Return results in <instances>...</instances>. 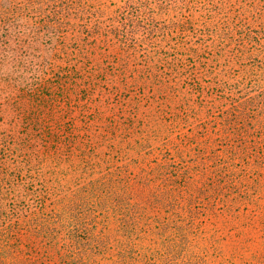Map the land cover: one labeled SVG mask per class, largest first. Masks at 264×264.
Listing matches in <instances>:
<instances>
[{
  "label": "trees",
  "instance_id": "trees-1",
  "mask_svg": "<svg viewBox=\"0 0 264 264\" xmlns=\"http://www.w3.org/2000/svg\"><path fill=\"white\" fill-rule=\"evenodd\" d=\"M233 2L235 9L229 13L224 0H0V242L11 236L20 219L40 222L36 229L46 234L63 230L71 256L86 262L87 255L104 249V240L95 230L97 215L107 211L120 214L116 220H128L127 210L135 209L133 201L147 202L140 190L155 181L158 169L169 187L165 204L171 201L174 183L183 186L181 178L191 175L193 160L188 154L193 150L170 143L166 134L175 138L174 127L192 129L186 122L212 124L210 135L220 141L224 133H245L250 128L243 119L244 111H249L244 106L252 101L248 96L233 100L235 67H231L240 66L245 57L234 48L236 39L242 40L236 36L240 20L260 17L264 0ZM192 15L198 16L192 19ZM187 21L190 27L182 33L181 25ZM108 38L121 49V61H100L92 69L82 62L76 67L69 60L73 55L82 61L88 45ZM57 61L66 64L63 69H71L54 72L52 63ZM103 72L110 73L106 89L124 95L120 109L129 112L123 123L128 137L137 139L132 138L134 147L140 151L147 145L144 153H148L152 139L161 144L151 149L159 157L150 168L155 175L142 172L137 179V175L127 176L126 163L115 167L98 160L94 164L87 159L92 157L90 147L82 140L74 154L67 153L65 148L75 139L68 132L64 136L60 116L70 110L78 111V116L84 113L89 95L106 77L100 76ZM46 76L50 94L40 88ZM55 80L60 83L52 84ZM150 82L156 92H149ZM128 89L139 96L129 95ZM57 97L63 107L55 111V105L51 106L50 117L40 123L38 109L48 107L43 99ZM152 105L158 120L167 124L160 130L145 129L146 122L136 113L139 107L148 111L149 125L154 119ZM250 132H256L255 128ZM62 172L68 187L76 189L67 196ZM136 179L142 188L129 187L128 182ZM48 197L49 207H42ZM149 199L156 200L155 191Z\"/></svg>",
  "mask_w": 264,
  "mask_h": 264
},
{
  "label": "rangeland",
  "instance_id": "rangeland-1",
  "mask_svg": "<svg viewBox=\"0 0 264 264\" xmlns=\"http://www.w3.org/2000/svg\"><path fill=\"white\" fill-rule=\"evenodd\" d=\"M106 1L116 3V0ZM224 2L229 13H232L235 9L233 0L232 7L229 6L230 0ZM108 10L110 8L107 7ZM260 15L249 19L243 16L240 20L236 36H242V40L237 38L234 48L239 52L242 50L245 57L240 66L231 67V70L235 67V80H229L235 83V102L245 96L252 101L244 106L249 111H244L247 116L243 120L250 125L245 133L229 131L222 134L220 141L213 140L210 135L215 127L212 124L193 126L186 122L192 129L174 127L176 141H172L175 138L170 133L166 134L170 143H175L180 148L186 145L193 150L188 154L193 160L189 163L191 175L181 178L183 186L174 183L169 197L171 201L165 204L169 187L164 184L161 176L164 173L158 169L155 181L140 190L144 198L148 199L147 202L137 204L133 201L135 209L127 210L128 220H116L120 214L108 215L111 212L107 211L97 215L100 220L95 221L98 224L95 230L104 240V249L98 255H87L86 262L80 256H71L65 245L63 230L49 235L36 229L40 222L20 219L11 236L0 242V264H264V12L261 11ZM195 16L198 15H192L191 18ZM188 22L181 25L182 33L188 31ZM111 40H98L95 46L92 43L88 45L81 57L82 61L80 58L75 59L73 55H70L69 60L76 67L82 62L92 69L100 61L106 60V64L121 61L123 53L118 46L110 43ZM64 67L66 68L65 63H52L54 72ZM242 68L246 72L241 71ZM70 69H63L62 72ZM109 75L108 72L100 75L106 76L105 79L98 80L103 87H97L96 92L89 95L84 113H79L78 116V111L70 110L60 116L64 136L68 132L75 139L65 149L67 153L71 150L74 154L78 142L82 140L89 145L92 157L87 159L94 164L98 160H105L115 167L126 163L127 176L137 175V179L142 172L145 175H155V171L151 172L150 168L152 161L159 157L151 149L161 144L152 139L148 153H144L147 145L140 151L134 147L133 142L137 139L134 136L128 137L123 123L124 116L129 112L120 109L124 95L119 94V91L115 93L114 89H106L110 88V84H107ZM49 78L46 76L40 83V88H44V93L49 92L48 94L51 92ZM53 83L60 82L55 80ZM56 87H53L52 92L57 94ZM148 87L149 92H156V87L151 82ZM128 92L133 97L139 96L130 89ZM145 93H148L147 89ZM58 99L59 97L53 99L55 101L43 99L42 102L48 104V107L37 108L40 116L37 120L40 123L43 117V121L50 117H47V113L51 106L55 105V111L63 107ZM130 101L134 102L133 99ZM134 105H137L136 102ZM139 110L136 113L140 120L146 122L145 129L160 130L167 126L158 120L156 109L153 108L154 119H151L153 123L149 125V119H146L148 111L140 107ZM249 114L252 116L251 121L247 119ZM84 124L88 127L82 130ZM46 126H52L50 120ZM251 128L256 131L252 135ZM200 133L205 135L201 137ZM152 134L158 137L155 131ZM202 138H205L204 142L201 141ZM62 178L66 196L69 191L76 192V189L68 187L66 174L63 172ZM137 179L128 182L130 188H142ZM58 189L57 186L53 195ZM152 191H155L156 200L149 199ZM49 202V197L44 199L42 207L44 204L49 207ZM184 222L188 223L183 225ZM121 246H125V249ZM7 248L9 249L6 251Z\"/></svg>",
  "mask_w": 264,
  "mask_h": 264
}]
</instances>
